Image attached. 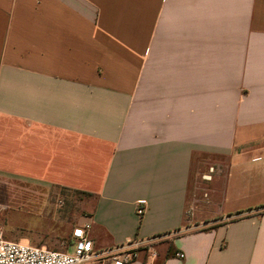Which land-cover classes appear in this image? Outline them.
Returning <instances> with one entry per match:
<instances>
[{
	"label": "crops",
	"instance_id": "0c3cea01",
	"mask_svg": "<svg viewBox=\"0 0 264 264\" xmlns=\"http://www.w3.org/2000/svg\"><path fill=\"white\" fill-rule=\"evenodd\" d=\"M0 176L131 264H264V0H0Z\"/></svg>",
	"mask_w": 264,
	"mask_h": 264
},
{
	"label": "rangeland",
	"instance_id": "374dc122",
	"mask_svg": "<svg viewBox=\"0 0 264 264\" xmlns=\"http://www.w3.org/2000/svg\"><path fill=\"white\" fill-rule=\"evenodd\" d=\"M199 179L204 181L202 175L194 176L195 188L199 186ZM195 188L189 195L191 202L197 199ZM0 205L3 208L0 231L6 239L65 251L74 228L93 211L94 199L75 190L33 186L20 179L0 176ZM161 262L158 259L155 264Z\"/></svg>",
	"mask_w": 264,
	"mask_h": 264
},
{
	"label": "built area",
	"instance_id": "2783aa9c",
	"mask_svg": "<svg viewBox=\"0 0 264 264\" xmlns=\"http://www.w3.org/2000/svg\"><path fill=\"white\" fill-rule=\"evenodd\" d=\"M213 168L203 175V179H212ZM3 208L0 205V213ZM147 210L145 200L137 201L136 213L142 217ZM91 225L85 222L72 231V243L66 251H57L46 247L33 246L23 242L11 241L0 231V264H131L139 258V249L121 246L106 251H95L89 237ZM143 264H154L157 252L147 250ZM182 258L181 252L175 254Z\"/></svg>",
	"mask_w": 264,
	"mask_h": 264
},
{
	"label": "trees",
	"instance_id": "16d2710c",
	"mask_svg": "<svg viewBox=\"0 0 264 264\" xmlns=\"http://www.w3.org/2000/svg\"><path fill=\"white\" fill-rule=\"evenodd\" d=\"M75 191L91 196V194H89V193H87V192H82V191H78V190H75ZM71 243H72V242H70V244H71ZM70 244H69V246H70Z\"/></svg>",
	"mask_w": 264,
	"mask_h": 264
}]
</instances>
